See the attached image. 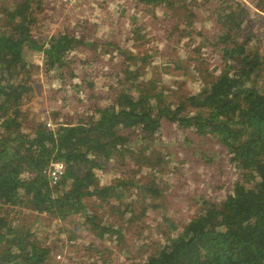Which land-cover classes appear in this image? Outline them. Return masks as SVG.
I'll return each instance as SVG.
<instances>
[{"label": "rangeland", "instance_id": "rangeland-1", "mask_svg": "<svg viewBox=\"0 0 264 264\" xmlns=\"http://www.w3.org/2000/svg\"><path fill=\"white\" fill-rule=\"evenodd\" d=\"M19 1L0 0V9H14ZM180 5L168 12L165 6L138 0L35 3L30 14L35 39L49 43L68 33L96 46L91 43L67 55L58 70L48 69L43 52L24 54L26 73L16 83L27 81L31 90L20 107L22 131L33 133L40 123L56 129L59 123L90 122L98 116L96 109L112 105L121 91L135 95L140 84L155 87L167 103L199 92L226 67L220 49L235 32L222 29V9L235 10L236 18L245 15L240 6L250 12L245 28L264 54V0H187ZM137 23L141 36L133 38ZM178 23L181 32H196V40L188 35L181 44H176L177 37L169 40V26ZM260 85L264 87V76ZM124 134L131 136L134 154L111 159L97 177L102 186L119 185L126 198L86 200L96 223L121 229V240L113 234L97 238L82 214L60 221L21 207L10 213L0 210V217L9 213L12 226L30 233V241L51 249L49 264H143L169 235L181 233L205 203L224 201L240 178L227 147L214 136H200L170 122H163L155 139L139 131ZM151 152L159 156V165L152 169L143 163ZM151 185L159 190L157 195L143 188ZM173 225L177 230L169 233Z\"/></svg>", "mask_w": 264, "mask_h": 264}, {"label": "trees", "instance_id": "trees-1", "mask_svg": "<svg viewBox=\"0 0 264 264\" xmlns=\"http://www.w3.org/2000/svg\"><path fill=\"white\" fill-rule=\"evenodd\" d=\"M38 1L20 0L14 9H0V210L10 213L21 207L60 221L82 214L97 238L113 234L121 240V229L97 224L88 212L87 199L126 198L118 191L119 185L102 186L97 171L113 158L134 154L131 136H125V131L155 139L163 122H170L200 136L216 137L227 147L240 178L224 201L205 203L181 233L169 235L165 245L143 264H264V87L260 85L264 54L254 43L256 36L247 34L250 12L240 6L245 15L236 18L235 10L222 9V29L235 32L220 49L226 67L199 92L167 103L163 93L154 92L155 87L140 84L135 95L116 91L114 103L96 109L98 116L90 122L59 123L56 129L40 123L33 133H24L20 107L31 87L27 81L16 83L26 73L24 54L43 52L48 69L58 70L67 55L92 43L68 33L49 43L35 39L30 14ZM186 1L138 0L156 8L165 6L168 12ZM138 25L132 29L133 38L141 36ZM188 28L184 33L179 23L169 26V40L177 37L176 44H181L184 35L196 40L197 33ZM131 56L136 63L137 57ZM158 158V153L151 152L143 163L152 169L159 165ZM54 164L64 167L56 185L47 175ZM143 188L159 193L152 185ZM9 213L0 217V264H49L51 249L30 241L28 231L12 226ZM176 230L173 225L169 233Z\"/></svg>", "mask_w": 264, "mask_h": 264}, {"label": "built area", "instance_id": "built-area-1", "mask_svg": "<svg viewBox=\"0 0 264 264\" xmlns=\"http://www.w3.org/2000/svg\"><path fill=\"white\" fill-rule=\"evenodd\" d=\"M64 174V167L60 164H54L47 171V175L51 180L52 185L58 184Z\"/></svg>", "mask_w": 264, "mask_h": 264}]
</instances>
